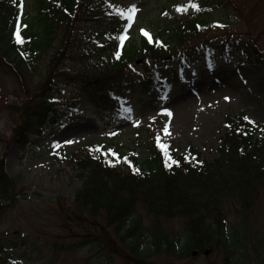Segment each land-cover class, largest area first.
Returning <instances> with one entry per match:
<instances>
[{
  "label": "rangeland",
  "instance_id": "1",
  "mask_svg": "<svg viewBox=\"0 0 264 264\" xmlns=\"http://www.w3.org/2000/svg\"><path fill=\"white\" fill-rule=\"evenodd\" d=\"M39 1L22 0L24 24ZM201 31L257 46L215 65L239 69L236 89L192 93L172 67L162 101L127 84L128 118L82 88L125 66L149 74ZM11 71L0 63V264H264V0H79L48 52Z\"/></svg>",
  "mask_w": 264,
  "mask_h": 264
},
{
  "label": "trees",
  "instance_id": "2",
  "mask_svg": "<svg viewBox=\"0 0 264 264\" xmlns=\"http://www.w3.org/2000/svg\"><path fill=\"white\" fill-rule=\"evenodd\" d=\"M78 1L40 0L32 24L25 25L21 22L17 26L21 8L20 0H0V56L3 57V59L0 58V63L8 70H12L11 72H17L23 71L29 66V63L32 64L33 61L41 59V56L48 52L55 41L57 28L61 21L64 18L71 21L75 15L73 11H75ZM70 26L71 23H68L66 33L70 31ZM252 48L256 49V47ZM14 55L15 57H13ZM55 59H57L56 56L52 60ZM107 80L88 82L86 87L97 99L108 100L110 87ZM6 177L7 175L2 171L0 179H6ZM118 214L114 208L103 209V221L112 226L113 223H116ZM106 247L113 249L116 254L122 252V247L111 239L106 243Z\"/></svg>",
  "mask_w": 264,
  "mask_h": 264
},
{
  "label": "bare ground",
  "instance_id": "3",
  "mask_svg": "<svg viewBox=\"0 0 264 264\" xmlns=\"http://www.w3.org/2000/svg\"><path fill=\"white\" fill-rule=\"evenodd\" d=\"M205 74H206V76H205V78L204 79H202V80H200L198 83H197V86L200 88V90L202 89V90H204V89H207V88H210L212 85H213V83L210 81V77H211V72L210 71H208V72H204ZM208 73V74H207ZM247 73H249L250 75H252L253 73L249 70ZM238 75V74H237ZM238 78L240 79V77L238 76ZM224 81H222V82H224V83H227V84H230L229 86L231 87V89H236V88H233L236 84H238L237 83V81H236V79L234 78V76H233V74H232V72H228V71H226V73L223 75V78H222ZM251 80V79H250ZM248 82H250V81H248ZM242 85L243 86H246V84H244V83H242ZM193 93V92H192ZM239 94H241V93H239ZM234 97H235V95H233ZM233 96H231V97H229V96H227L228 97V99H225L224 98V100H227L228 102H232L233 100L231 99ZM226 97V96H225ZM223 100V101H224ZM232 100V101H231ZM236 101H237V98L235 97V103H236ZM191 106V103H190V101L188 102V104H187V106ZM66 126V125H65ZM65 126L64 127H62V128H65ZM51 148V147H50ZM252 165H254V163L252 164ZM252 175V174H251Z\"/></svg>",
  "mask_w": 264,
  "mask_h": 264
},
{
  "label": "snow or ice",
  "instance_id": "4",
  "mask_svg": "<svg viewBox=\"0 0 264 264\" xmlns=\"http://www.w3.org/2000/svg\"><path fill=\"white\" fill-rule=\"evenodd\" d=\"M192 7H197L198 8V6L196 4H192ZM135 11H136L135 6H131V7L127 8L126 10H124L122 12V15H126L128 20L131 21ZM141 31H143V29ZM144 35L149 36V33L144 32ZM120 38H121V40H123L124 36H121ZM149 39H151V36H149ZM117 55H119V53H117ZM225 99H228V97H225ZM125 110L129 111V112L131 111L130 108L125 109ZM164 111L167 112L169 115H171V112L168 109H164ZM244 119L248 120L249 118L246 116V117H244ZM165 131H167V129H165ZM65 143H69L70 144V143H72V141H65ZM57 146H59V145H57ZM161 147L166 148L167 146L166 145H161ZM137 171H138V169H137Z\"/></svg>",
  "mask_w": 264,
  "mask_h": 264
}]
</instances>
